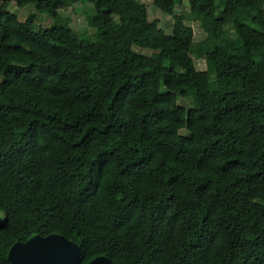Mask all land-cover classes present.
<instances>
[{
    "label": "trees",
    "instance_id": "trees-1",
    "mask_svg": "<svg viewBox=\"0 0 264 264\" xmlns=\"http://www.w3.org/2000/svg\"><path fill=\"white\" fill-rule=\"evenodd\" d=\"M9 1L35 12L0 0V264L53 233L82 263L264 264V0H152L187 2L170 34L135 0Z\"/></svg>",
    "mask_w": 264,
    "mask_h": 264
},
{
    "label": "rangeland",
    "instance_id": "rangeland-1",
    "mask_svg": "<svg viewBox=\"0 0 264 264\" xmlns=\"http://www.w3.org/2000/svg\"><path fill=\"white\" fill-rule=\"evenodd\" d=\"M135 1L145 7L149 21L156 22L161 28H163V30L167 34H170L172 32L173 21L179 18L180 13H183L185 10H187L186 1L183 6H175L171 13H167L161 10L159 7L155 5V3L152 0H135ZM7 9L13 12L20 20H24L31 11L35 12V9L32 8L31 6H25L23 8H20L17 7L13 1H9V0L7 3ZM59 13L61 17L67 20L69 26L74 31H76L77 35L92 34L91 28H88L85 25L84 10L81 4H73L71 6H68L67 8L59 10ZM185 23L192 28L193 40L195 42H201L211 38L210 34L207 32L206 25L200 22L190 21V20H187ZM50 24H51V19H49L47 16L37 13L36 19L34 21V28L36 30L46 28L50 26ZM135 49L142 52L145 55H150L151 53V51L147 49H140L137 47ZM191 56L195 68L197 70L202 71L206 69V66L208 65V61L205 57L204 52H195L192 53ZM177 104L184 109H189L190 107L195 106L196 102L194 99L178 98ZM180 133L184 136L189 135L186 129L180 130Z\"/></svg>",
    "mask_w": 264,
    "mask_h": 264
},
{
    "label": "water",
    "instance_id": "water-1",
    "mask_svg": "<svg viewBox=\"0 0 264 264\" xmlns=\"http://www.w3.org/2000/svg\"><path fill=\"white\" fill-rule=\"evenodd\" d=\"M11 264H114L106 256L82 263L78 245L60 234L34 235L8 251Z\"/></svg>",
    "mask_w": 264,
    "mask_h": 264
}]
</instances>
